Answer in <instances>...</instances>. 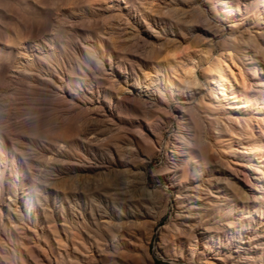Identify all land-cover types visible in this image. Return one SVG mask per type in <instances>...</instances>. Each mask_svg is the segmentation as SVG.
I'll list each match as a JSON object with an SVG mask.
<instances>
[{"label":"rangeland","instance_id":"374dc122","mask_svg":"<svg viewBox=\"0 0 264 264\" xmlns=\"http://www.w3.org/2000/svg\"><path fill=\"white\" fill-rule=\"evenodd\" d=\"M225 41L264 72V0H0V264H264V90Z\"/></svg>","mask_w":264,"mask_h":264},{"label":"bare ground","instance_id":"6f19581e","mask_svg":"<svg viewBox=\"0 0 264 264\" xmlns=\"http://www.w3.org/2000/svg\"><path fill=\"white\" fill-rule=\"evenodd\" d=\"M208 17V16H207ZM221 19V18H220ZM234 23V22H233ZM224 38V37H223ZM222 39V38H221ZM216 42V41H215ZM256 42V41H255ZM260 45H258L257 47H259ZM259 53H262L261 55H263L264 58V50L262 48H259ZM224 50L228 52V55L230 57V59L233 61L234 65L236 68H238L239 72L241 74H243L244 72V76L243 79L246 82L245 87L247 88V90H249L250 93L256 95L259 93V91L264 90V72H263V67H259L257 66V62H256V57H252L251 58V63H244L243 61H239V59H236V57L234 56L235 54H233L232 50H230L228 48V45L226 44V41L224 42ZM220 53V52H219ZM212 59V58H211ZM209 62V61H208ZM224 66H228L226 61H222ZM209 64V63H208ZM195 66V65H194ZM223 65L221 64V67ZM198 69V68H197ZM228 74L224 73V72H220V73H215L212 76V81L214 84H216V87L214 88H207L206 89V95H204V100H206L205 98L208 96L210 97V105H214V106H219L220 104H226L228 102V98H229V94L227 93V89L226 86L227 85H231V77L234 78L235 83L237 86L239 85L238 80L236 79L235 76V72L234 70L228 66ZM248 71V72H247ZM196 72V71H195ZM194 69L191 71V79L190 82L193 84L197 83V76H195ZM105 74V73H104ZM106 76V75H105ZM259 76H263V80L260 81H256V78ZM126 77V76H125ZM139 78L137 77V80ZM123 80V79H122ZM158 79H151L149 81V87L145 86V90L144 93H148L150 94L153 91H159L160 86L157 82ZM137 83H139V80L137 81ZM143 84H147V83H143ZM128 87V86H127ZM206 87V86H205ZM138 90V89H137ZM143 90V89H142ZM143 94V91H140V94ZM204 94V93H202ZM241 95V94H240ZM130 97V96H129ZM154 97V96H153ZM239 97L237 94H234L233 98H237ZM142 100V99H141ZM146 102V101H145ZM159 105V104H158ZM193 106V105H192ZM248 105H246L245 102L243 103H232L229 106H227V108L229 110H231L229 112V116H228V120L230 121V123L232 125H234L235 127H237V125H240L242 122L243 124H241L243 126L244 129L248 130H253L252 126L250 125V122L248 120H241V118L239 117V115H243L244 112H246L244 109L247 108ZM183 107V105H182ZM188 107V106H187ZM261 108L264 109V104L261 105ZM171 109V108H170ZM171 111V110H170ZM173 113V112H172ZM178 115V114H177ZM262 120V123L264 124V117H260L257 116L256 120ZM138 123V122H137ZM145 124V123H143ZM218 125H220L219 122H217ZM142 125V124H141ZM144 126V125H143ZM139 127V126H138ZM147 127V126H146ZM145 128V127H144ZM148 128V127H147ZM149 132V131H148ZM262 132L264 133V128H262ZM152 133V132H151ZM147 137H149L148 134H145ZM244 155H251V151L250 149L244 148ZM234 152L236 153H241L242 151L239 149H236ZM243 153V152H242ZM177 157H180V155H176ZM146 160V159H145ZM171 160V159H170ZM175 160V159H174ZM263 161H260L261 163L264 162V159H262ZM129 163V162H128ZM262 167L264 168V165H262ZM149 170V169H148ZM140 171V170H139ZM143 171V170H142ZM147 182V181H146ZM259 185V184H258ZM177 190V189H176ZM21 204V203H20ZM111 209V208H110ZM200 209L199 204H195L192 207V210H198ZM239 217V216H238ZM133 218V217H132ZM104 220V219H103ZM105 221V220H104ZM249 239L251 240V238L249 237ZM240 243V242H239ZM196 244V243H195ZM232 245V244H231ZM249 245V244H248ZM246 246V245H245ZM187 249V248H186ZM220 251V250H219ZM248 254V253H247ZM248 257H243V259H247Z\"/></svg>","mask_w":264,"mask_h":264}]
</instances>
